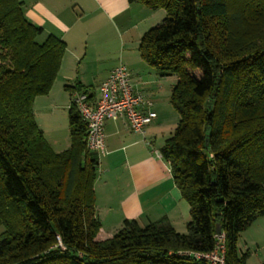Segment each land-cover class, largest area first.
<instances>
[{"label":"trees","instance_id":"1","mask_svg":"<svg viewBox=\"0 0 264 264\" xmlns=\"http://www.w3.org/2000/svg\"><path fill=\"white\" fill-rule=\"evenodd\" d=\"M129 1L166 11L139 50L177 77L179 121L161 154L190 204L188 232L163 217L102 235L87 122L72 101L71 144L56 152L35 117L67 43L30 21L22 0H0V264H213L193 253L215 248L218 224L226 264L247 262L239 237L264 216V0Z\"/></svg>","mask_w":264,"mask_h":264},{"label":"crops","instance_id":"2","mask_svg":"<svg viewBox=\"0 0 264 264\" xmlns=\"http://www.w3.org/2000/svg\"><path fill=\"white\" fill-rule=\"evenodd\" d=\"M22 1L30 21L67 43L51 91L34 104L36 120L56 152L71 144L68 110L76 85L88 87L95 99L99 85L119 64L127 66L134 88L152 102L144 110L157 112L144 133L133 130L126 117L105 121L106 150L93 151L99 161L95 192L102 235L112 236L126 219L146 225L163 217L187 233L190 204L161 155L179 121L170 100L177 77L158 75L139 50L141 37L165 10L129 0Z\"/></svg>","mask_w":264,"mask_h":264},{"label":"built area","instance_id":"3","mask_svg":"<svg viewBox=\"0 0 264 264\" xmlns=\"http://www.w3.org/2000/svg\"><path fill=\"white\" fill-rule=\"evenodd\" d=\"M72 101L87 122L86 142L91 151L106 150V120L126 117L133 130L144 133L148 124L157 117L155 110H144L143 107L151 106L152 102L134 88L131 72L124 64L115 67L99 85L98 97L91 99L88 93L76 91ZM215 238L216 246L212 251L195 252L193 255L213 264H226V233H216Z\"/></svg>","mask_w":264,"mask_h":264},{"label":"rangeland","instance_id":"4","mask_svg":"<svg viewBox=\"0 0 264 264\" xmlns=\"http://www.w3.org/2000/svg\"><path fill=\"white\" fill-rule=\"evenodd\" d=\"M162 12L164 13L160 19H163L166 14L165 11ZM42 40L43 37H40L39 41ZM195 72L200 74L199 71ZM238 248L241 254L243 252L248 253L246 264H264V216L259 217L241 233L238 240Z\"/></svg>","mask_w":264,"mask_h":264},{"label":"water","instance_id":"5","mask_svg":"<svg viewBox=\"0 0 264 264\" xmlns=\"http://www.w3.org/2000/svg\"><path fill=\"white\" fill-rule=\"evenodd\" d=\"M222 232V226L220 224L217 225L216 233L220 234Z\"/></svg>","mask_w":264,"mask_h":264}]
</instances>
